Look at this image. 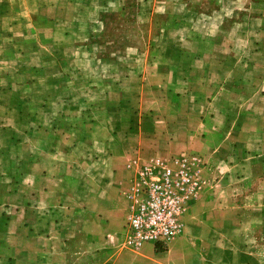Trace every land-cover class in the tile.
Returning <instances> with one entry per match:
<instances>
[{
    "label": "crops",
    "instance_id": "1",
    "mask_svg": "<svg viewBox=\"0 0 264 264\" xmlns=\"http://www.w3.org/2000/svg\"><path fill=\"white\" fill-rule=\"evenodd\" d=\"M115 36L123 79L100 63ZM182 153L203 181L187 235L137 254L136 170ZM260 232L264 0H0V264H225Z\"/></svg>",
    "mask_w": 264,
    "mask_h": 264
},
{
    "label": "built area",
    "instance_id": "2",
    "mask_svg": "<svg viewBox=\"0 0 264 264\" xmlns=\"http://www.w3.org/2000/svg\"><path fill=\"white\" fill-rule=\"evenodd\" d=\"M200 166L197 155L186 153L138 166L128 194V248L165 247L182 234L186 216L203 190Z\"/></svg>",
    "mask_w": 264,
    "mask_h": 264
},
{
    "label": "rangeland",
    "instance_id": "3",
    "mask_svg": "<svg viewBox=\"0 0 264 264\" xmlns=\"http://www.w3.org/2000/svg\"><path fill=\"white\" fill-rule=\"evenodd\" d=\"M122 27V26H121ZM119 25L116 26V29L119 30L118 28H121ZM116 38L110 41V49L106 48V45H104L103 42L99 43V49L100 52H105L106 50H110L111 52H114L117 57L115 58H108V57H101L100 58V63L103 64H108L109 62L111 64L114 65L115 67V74L117 76H121V78L123 79V71L122 67H124L125 61H124V57L121 53H123V51L125 50V45H124V40L121 39L119 36H115ZM119 37V38H118ZM137 44L136 40H130L128 41V45L129 46H134ZM105 74V72H103ZM100 75V74H99ZM84 80H90L92 78V76H86L83 75ZM187 154V153H186ZM179 155V154H178ZM194 155V154H193ZM188 223L187 220L185 219V227L184 230L182 232V234L176 238L179 239L181 237H184L187 235V230H188ZM256 236H259L260 239V247L258 248H244V249H239V248H229V249H222L225 256H227L229 262L225 263V264H243L241 262V259L246 255H253L257 258V263L256 264H264V232H260V233H256ZM175 239V240H176ZM174 241V240H173ZM171 242L169 243V245L165 246V247H154V252L156 253H161L164 251H168L169 247H170ZM152 244H146L142 249H146L148 247H151ZM201 250H205L206 249H201ZM208 252L207 253H202L200 256L201 257H208L210 259L209 263L206 264H223L220 261V257L215 256L214 251H217L218 249H207ZM134 251L137 254H141L142 251ZM87 253V252H86ZM134 254V253H133ZM135 255V254H134ZM93 256H91L90 254H85V256L83 257V261L76 263V264H106V263H102L99 261V259L96 258H92Z\"/></svg>",
    "mask_w": 264,
    "mask_h": 264
}]
</instances>
